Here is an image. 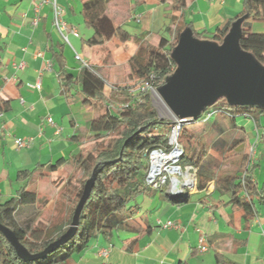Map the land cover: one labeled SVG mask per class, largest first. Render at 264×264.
<instances>
[{
  "label": "crops",
  "instance_id": "1",
  "mask_svg": "<svg viewBox=\"0 0 264 264\" xmlns=\"http://www.w3.org/2000/svg\"><path fill=\"white\" fill-rule=\"evenodd\" d=\"M85 1L59 0L64 19L79 31V37L70 34L71 44L88 64L85 67L77 61L67 45L68 70L79 81L67 90L52 57L51 49L62 43L53 25L52 6L44 5L37 14L35 0H0V102L10 104L8 111L0 113V202L16 196L23 185L18 180L21 171L39 165L41 174L33 184L38 192L43 179L63 171L67 173L64 184L69 169L62 167L52 173L49 165L86 153V144H91L88 123L94 111L83 102L82 91L98 89L108 94L124 85L131 72L129 61L138 49L134 42L113 38L101 46L85 44L92 35L81 14ZM243 1L191 0L185 18L196 30L212 31L237 17ZM107 12L116 26L143 35L156 46L170 39L166 30L170 18L180 16L160 0H111ZM38 82L40 89L34 87ZM237 130L247 138L244 150L248 152L253 142L249 132L256 133L253 121L244 127L237 123ZM16 139L32 144L18 148ZM255 176L261 184L264 169L256 170ZM228 202L227 196L214 190L213 183L206 190L192 191L181 204L161 190H152L135 201L139 206L135 221L144 229L150 227L149 233L120 231L111 242L99 238L65 264H264V204L256 201L257 216L247 221L245 212ZM170 221L174 227L165 228ZM202 237L207 239L205 252L200 249ZM105 248L109 254L104 259L100 251Z\"/></svg>",
  "mask_w": 264,
  "mask_h": 264
},
{
  "label": "trees",
  "instance_id": "2",
  "mask_svg": "<svg viewBox=\"0 0 264 264\" xmlns=\"http://www.w3.org/2000/svg\"><path fill=\"white\" fill-rule=\"evenodd\" d=\"M110 1L86 0L82 4L83 20L92 30L85 44L101 46L117 38L134 42L138 49L129 61L131 72L124 85L114 87L108 94L98 89L91 93L82 91L83 102L94 111V118L88 123L92 147L86 153L81 151L49 165L52 173L62 167L70 172L62 187L60 207H55L48 222L37 217L39 192L33 184L41 174V165L32 171H21L18 180L23 185L16 196L0 202V223L12 230L31 254H39L69 230L85 185L97 169L100 172L81 212L78 232L52 253L26 261L0 231V264H65L99 238L111 242L120 231L139 235L151 231L135 221L139 210L135 201L154 190L145 181L149 156L153 150L172 148L169 134L175 121L160 117L152 91L143 88L148 84L158 90L174 75L177 63L172 53L186 29L192 31L196 40L222 44L233 23L247 16L242 23L240 45L264 66V32L253 30V23H264V0H244L237 17L212 31L196 30L192 22L186 21L185 11L191 0H160L180 12L178 18H170L166 27L170 39L160 46L153 45L143 35H133L116 26L107 12ZM67 47L62 40L51 51L58 76L70 90L79 81L68 70ZM221 101L222 106L207 107L197 120L190 119L182 125L178 138L183 148L180 164L197 169V190H206L213 183L214 190L227 196L228 204L243 210L246 220L251 221L257 216L255 202L264 204V181L259 184L255 176L256 170L264 169V125L260 122L264 108L231 105L225 97L216 103ZM9 109L8 101L0 102V113ZM239 117L250 118L254 123L257 132L254 159L244 150L247 138L237 130ZM187 124L194 127L188 128ZM171 199L176 204L186 200Z\"/></svg>",
  "mask_w": 264,
  "mask_h": 264
},
{
  "label": "water",
  "instance_id": "3",
  "mask_svg": "<svg viewBox=\"0 0 264 264\" xmlns=\"http://www.w3.org/2000/svg\"><path fill=\"white\" fill-rule=\"evenodd\" d=\"M246 18L247 16L241 17L233 23L222 44L196 40L190 29L181 33L178 45L172 53V58L180 69L158 89L181 124L190 119L197 120L207 107L223 97L231 105L264 108L263 65L240 45L242 23ZM99 172L96 169L87 181L69 230L41 253L31 254L16 234L0 223V231L21 259H40L69 242L77 234L81 212L91 195ZM187 195L185 193V198ZM175 196L183 197L182 193Z\"/></svg>",
  "mask_w": 264,
  "mask_h": 264
},
{
  "label": "built area",
  "instance_id": "4",
  "mask_svg": "<svg viewBox=\"0 0 264 264\" xmlns=\"http://www.w3.org/2000/svg\"><path fill=\"white\" fill-rule=\"evenodd\" d=\"M46 4H50L53 10V25L59 32L62 40L69 45L75 52V58L77 61L83 63L86 67L88 64L78 54L70 41V34L79 37V31L76 27L68 25L64 19V9L60 5L59 0H35V12L40 13L42 7ZM38 20V19H37ZM23 65H21L22 67ZM35 88L40 89L41 83L38 82ZM148 90H155L150 85H145L143 88ZM48 122L56 127V124L52 118L48 119ZM183 124L177 119L169 134V145L172 147L169 151L163 149L153 150L149 156V168L146 174V185L154 190L164 191L169 197L173 199H184L185 193H191L197 189V169L191 165H181L180 160L183 155V148L180 145L178 138ZM18 148H27L32 144L31 140L24 141L22 139L15 140ZM252 159L255 157L254 148L249 152ZM182 193L183 197L176 198L175 195ZM174 227L173 222H168L165 228ZM201 251L208 250V244L206 237H202ZM109 248L102 249L100 255L105 259L108 257Z\"/></svg>",
  "mask_w": 264,
  "mask_h": 264
},
{
  "label": "rangeland",
  "instance_id": "5",
  "mask_svg": "<svg viewBox=\"0 0 264 264\" xmlns=\"http://www.w3.org/2000/svg\"><path fill=\"white\" fill-rule=\"evenodd\" d=\"M253 30L255 32H264V23L263 22H258V23H253ZM207 43H210L209 41H205ZM262 68H264V66H262ZM180 69V66H177L176 71H178ZM152 97H153V102L155 107L157 108L159 115L161 118H165V119H169L172 121H175L176 118L173 114V112L171 111V109L169 108L167 102L165 101L164 97L160 94V92L158 90H153L152 91ZM223 105V102H218L215 105L211 106L210 109H214V108H218L220 106ZM213 120H215V118H212ZM202 121V119L200 120V122ZM250 121H252V119L250 118H246V117H239L237 118V123L239 127H244L245 125H247ZM260 122L264 125V117L260 120ZM188 128L190 127H194L191 124H187L186 125ZM256 132V131H255ZM251 139L253 140V142L248 146V153L251 152V149L254 148L255 152H256V140H257V132L254 133L251 131L249 132ZM255 137V138H254ZM250 140V141H252ZM249 144V143H248ZM92 144L87 143L86 147H85V151H89L91 150ZM67 173H65V171L59 173L56 176H52L50 180L47 179H43L41 181V183L39 184V193H40V200H39V205H38V209L40 210V213L37 217L42 218L45 222H48L50 220H52L53 218V211L56 208L60 207V197L62 196V187H63V181L66 177ZM52 182L51 183V181Z\"/></svg>",
  "mask_w": 264,
  "mask_h": 264
}]
</instances>
